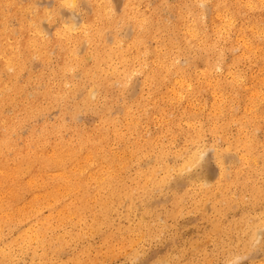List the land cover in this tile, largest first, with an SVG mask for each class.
Wrapping results in <instances>:
<instances>
[{
    "label": "rangeland",
    "instance_id": "1",
    "mask_svg": "<svg viewBox=\"0 0 264 264\" xmlns=\"http://www.w3.org/2000/svg\"><path fill=\"white\" fill-rule=\"evenodd\" d=\"M230 1L232 4L234 0ZM176 2L165 0L161 16L156 15L152 20L158 22L162 29L168 28L166 31H169L167 35L171 44L164 53L168 52L172 59H177L178 65L192 73L196 69L201 73L204 60L215 68L219 54L229 63L238 46L233 34L217 36L215 49H203L200 54H195L190 50L193 42L170 28L177 23L176 14L179 16L186 12L185 6L179 7L178 12ZM28 3L33 4L36 10L46 9L49 13L38 21L45 31L43 37L26 29V36L42 39L38 42L44 48L25 49L18 77L19 85L35 93L38 102L35 98L37 103L31 104L21 92L15 96L14 105L3 107L0 117L7 118L10 123L0 126V137L7 135L14 147L21 150L15 152L14 157L23 152H33L31 132L37 141L48 134L52 144L58 143L61 135L74 146L82 139L91 145L94 141L92 133L100 116L121 119L124 98L132 104L141 94L149 97L150 89L146 86L142 92V81L135 78V74L125 87L120 88L118 83H114L107 96L84 103L86 89L95 76L90 80L81 77L82 70L75 65L76 59L71 63V72H60L62 57L59 55L66 41L55 40L60 18L71 16L73 9L56 0L3 2L2 10H6V16H0V25L4 22L9 29H18L23 8ZM150 3L151 7L155 5L152 1ZM205 3L208 6L213 4L211 0ZM117 27V30L113 27L103 35L110 46L114 44L115 32L124 34V29ZM20 38L21 34H17L10 40ZM47 41L55 42L47 46ZM85 46H88L86 40L79 44L81 60L89 63L92 48L85 50ZM9 48L15 53L18 51L16 46L10 45ZM41 52L44 55H40ZM241 64L238 70L244 75L255 72L260 66L253 58L245 59ZM8 74L3 73V77ZM202 78L200 74L195 87L201 85ZM228 79L229 82L230 75ZM65 91H68V99L62 98ZM44 99L46 101L41 104ZM212 102V96L205 91H201L190 106L183 99L172 109L163 107L160 110L155 100L147 101L150 110L144 117L150 119L144 121L145 126L139 133L141 136L128 134L123 129V137L113 141L116 144L114 149L123 154L128 145L139 143L141 147L146 139H151L154 144L150 151L154 159L141 157L142 153H139L126 161L124 187L135 190V194L124 191L117 199L115 211L111 210L106 218L102 217V210L96 205H89L81 219L68 218L62 205L53 209L40 205L39 214L28 213L20 217L31 216L18 221L12 230L1 226L0 264H264V236H256L258 230L264 232V200L260 205H248L253 195L248 192L239 195L238 189L226 177L229 174L235 177L236 168L241 165V152L232 145L237 130L231 121L227 124L226 135L211 129L212 123L206 115ZM238 107L234 101L226 100L230 117L235 116L237 113H233L238 110L240 112ZM32 109L36 112L28 114L30 111L27 110ZM190 114L196 117L193 129L186 126V117ZM256 135L263 138L262 133ZM191 152L195 154L194 165L186 161ZM243 167L246 172L254 174L258 190L264 192V165L256 173L254 166L247 161ZM147 170L156 172L146 182L139 174ZM206 186L214 190V196L204 195L202 191ZM176 200L178 205H175ZM111 206L108 205V209ZM59 220L62 225L58 224ZM94 224H99L96 230Z\"/></svg>",
    "mask_w": 264,
    "mask_h": 264
},
{
    "label": "bare ground",
    "instance_id": "2",
    "mask_svg": "<svg viewBox=\"0 0 264 264\" xmlns=\"http://www.w3.org/2000/svg\"><path fill=\"white\" fill-rule=\"evenodd\" d=\"M151 1L155 3L153 7ZM211 1L213 4L208 6L206 0H177V11H180L179 7L185 6L186 12L179 16L176 14L177 23L170 28L181 32L193 42L190 50L195 54H200L203 49H215L216 37L220 35L233 34L238 46L229 63L219 54L215 68L208 60H204L201 73L197 69L192 73L188 68L178 65L177 59H172L168 52L164 53L171 44V38L167 35L169 31H166L168 28L164 30L158 22L152 21L156 15L161 16L165 0H56L73 9L71 16L60 18L58 36L55 37L56 41H66L59 55V58L62 57L59 62L60 72H71V63L76 59L75 65H79L82 70L81 77L90 80L95 76L86 89L83 102L90 103L100 96H107L114 83H118L120 88L125 87L135 74V78L142 81V92L146 86L149 87V97L141 94L132 104H128L124 98L125 107L121 119L100 116L92 133L94 141L91 145L82 139L74 146L59 135V132V142L56 144L50 142L48 134L37 141L31 132L30 135L34 138V142L30 143L34 146L33 152H23L14 157L15 152L21 150L14 147L7 135H2L0 228L2 226L12 230L18 221L27 220L31 216L20 217L28 213L39 214L40 205H46L50 209L62 205L66 210L65 215L74 219L83 218L89 205H96L102 210V217H108L111 210L115 211L117 199L124 191L130 192V195L136 192L124 187L126 161L129 157L142 153L141 157L155 158L150 153L154 148L151 139L144 140L141 147L138 146L139 143L128 145L125 151L122 150L124 154L117 151V148L114 149L116 144L113 141L123 137V129L128 134L136 133L141 136L139 133L145 126L144 121L150 119L144 117L150 110V103L147 101L155 100L160 110L163 107L172 109L183 99L190 106L201 91L209 93L213 98L206 115V119L212 123L211 129L226 135L228 122L231 121L236 126L237 137L232 145L241 152V165L236 168L235 177L232 174L226 177L238 189L239 195L247 192L253 195L248 205L262 203L264 192L258 190L254 174L246 172L243 164L245 161L249 162L254 166L255 173L264 165V0H234L232 4L229 0ZM3 2L13 3L14 0H0V16H6V10H2ZM10 6L16 8L14 4ZM43 15L49 16L46 9L36 10L33 4L28 3L23 8L18 29L11 30L4 22L0 25V110L14 105L15 96L21 92L31 104L38 102L35 93L26 91L19 85L18 77L25 49L39 46L44 48L38 42L42 39H30L26 36V32L30 30L38 37H43L45 31L38 22ZM117 26L124 29V34L115 32L114 44L110 46L103 35L113 27L117 30ZM17 34H21L20 39L10 40ZM119 35L121 39L118 38ZM85 40L88 46L83 48H92L89 63L81 60L79 44ZM53 42L55 41H47V46ZM10 45L18 48L17 53L9 48ZM40 55L44 53L41 52ZM249 58H253L256 64L260 63V66L255 72L244 75L238 68ZM3 73L9 74L4 78ZM200 74L203 77L201 85L195 87ZM229 75L231 80L228 82ZM102 76L109 77L110 80L103 79ZM62 98H69L68 91L63 93ZM228 99L240 107V112L238 110L233 113H237L235 116L230 117L226 108ZM44 101L46 100L40 103ZM27 111H30L28 114L36 112ZM9 123L7 118L0 117V126ZM195 123L194 115L186 117L189 129H193ZM213 123L216 124L215 127ZM257 133H262L263 138H258ZM260 149L263 151L260 152ZM186 161L191 165L196 164L195 154L189 153ZM155 172L147 170L140 172L139 176L147 182ZM213 191L210 186H206L202 192L212 197ZM178 204L179 201L176 200L175 205ZM108 205L113 206L108 209ZM14 219L17 221L13 222ZM58 224L63 223L59 220ZM93 226L96 230L99 224ZM261 231L258 230L256 236H264ZM45 261L49 263L47 259Z\"/></svg>",
    "mask_w": 264,
    "mask_h": 264
}]
</instances>
